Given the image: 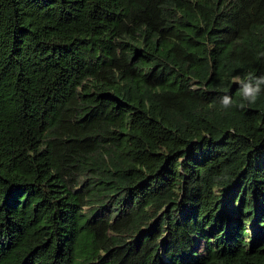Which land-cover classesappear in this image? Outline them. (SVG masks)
<instances>
[{
  "label": "trees",
  "instance_id": "obj_1",
  "mask_svg": "<svg viewBox=\"0 0 264 264\" xmlns=\"http://www.w3.org/2000/svg\"><path fill=\"white\" fill-rule=\"evenodd\" d=\"M248 72L264 0H0V264H264Z\"/></svg>",
  "mask_w": 264,
  "mask_h": 264
},
{
  "label": "clouds",
  "instance_id": "obj_2",
  "mask_svg": "<svg viewBox=\"0 0 264 264\" xmlns=\"http://www.w3.org/2000/svg\"><path fill=\"white\" fill-rule=\"evenodd\" d=\"M231 83L238 85L239 100L234 101L228 94H224L219 100V107L223 110L244 109L249 105L255 104L261 94H264V72L255 75L251 72L241 76L234 74ZM213 107L216 105L213 104Z\"/></svg>",
  "mask_w": 264,
  "mask_h": 264
}]
</instances>
